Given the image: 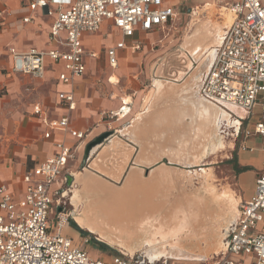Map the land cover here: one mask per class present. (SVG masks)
I'll use <instances>...</instances> for the list:
<instances>
[{
	"label": "rangeland",
	"instance_id": "1",
	"mask_svg": "<svg viewBox=\"0 0 264 264\" xmlns=\"http://www.w3.org/2000/svg\"><path fill=\"white\" fill-rule=\"evenodd\" d=\"M207 2L215 6H205ZM179 5L178 17L150 33L147 47L132 53L135 58L123 66L120 82L108 95L115 91L125 96L132 87H142L147 97L166 82L171 87L160 100L154 98L152 111L143 106L136 109L132 119L115 121L118 132L112 130L113 134L95 145L89 156L85 150L79 153L66 169L62 188L54 197L52 217L56 221L60 212L68 216L67 233L75 232L70 220L87 230L86 235L76 236V241L94 257L127 252L153 260L166 257L156 263L167 259L196 261L202 256L203 261H212L225 249L240 205L255 187L248 177L240 176L236 162H242L247 154H254V165L263 160L264 153L257 148L250 151L243 147L253 138L261 144L260 136L246 137L244 133L259 117L260 106L255 107L257 115L240 126L235 117L238 114L207 103L199 92L212 52L231 22L226 17L229 10L218 0H181ZM202 31L206 36L197 44L200 49L191 47L193 37ZM107 40L110 35L89 39L94 47ZM176 69L183 71L182 80L172 82L170 74ZM106 71L103 63L90 68L85 76L99 89L108 82ZM112 194L136 197L130 200L137 207L134 211L141 216L151 212V220L142 226L111 227L107 221L113 213L108 205ZM200 210L203 217L197 231L193 224L161 223L181 211ZM176 256L191 260L170 258Z\"/></svg>",
	"mask_w": 264,
	"mask_h": 264
},
{
	"label": "built area",
	"instance_id": "2",
	"mask_svg": "<svg viewBox=\"0 0 264 264\" xmlns=\"http://www.w3.org/2000/svg\"><path fill=\"white\" fill-rule=\"evenodd\" d=\"M30 7L43 9L53 18L50 42L64 49L48 50L32 47L26 50L10 48L13 71L44 78L46 58L62 61L64 82H73L87 71L83 36L98 31L105 20L113 21L124 36L131 37L137 29L151 31L164 27L179 15L177 5L165 0H27ZM231 12L232 20L223 31L216 57L202 80L200 93L219 105L233 108L231 113L245 112L248 118L261 111L250 135L260 136L264 150V4L261 0H218ZM1 16V10H0ZM26 22L30 17H25ZM1 28V25H0ZM119 42L107 51L111 66L118 64ZM141 47V41L134 45ZM0 89V93H4ZM61 101L69 110L75 109L73 93L61 92ZM122 105L105 113L103 119H125L133 112V99L122 96ZM44 110L35 108L39 116ZM256 114V115H257ZM243 117V115H242ZM68 116L51 121L53 127L67 128ZM109 124V123H108ZM81 140L89 131L76 133ZM47 132L45 137H50ZM57 152L40 165V178L30 183L23 197L16 199L0 186V264H151L144 258L121 252L94 257L66 231L68 216L63 212L52 217L54 195L77 148L65 141L56 143ZM59 185L56 187L55 185ZM56 187V189H54ZM225 249L212 261H166L154 264H238L241 256L250 257L253 264H264V165L256 180L255 193L244 200L232 226ZM88 241V239H85Z\"/></svg>",
	"mask_w": 264,
	"mask_h": 264
},
{
	"label": "crops",
	"instance_id": "3",
	"mask_svg": "<svg viewBox=\"0 0 264 264\" xmlns=\"http://www.w3.org/2000/svg\"><path fill=\"white\" fill-rule=\"evenodd\" d=\"M180 1L165 0V4L177 2L179 7ZM0 10V89L3 88L5 91L0 93V186H4L16 199H19L24 196L28 185L40 178V165L48 157L56 154L57 142L65 141L69 146L76 147L77 156L86 150L87 144L93 138L95 139L108 130H118L117 126L113 124L120 120L105 121L103 117H105V113L113 112L122 105L121 97L123 95H116L115 91L111 96L108 94H111L113 91L111 89L120 82L123 66H128V62L135 58L132 53L141 50L143 46L147 47V36L158 28L151 31L137 29L133 36L127 37L114 25L113 21L105 20L98 31L86 33L83 36L86 73L73 82L67 83L59 77L65 70L63 62H57L50 58H46L44 78H35L30 74L13 71L10 48L17 50H26L32 47L44 50L64 49L61 44L50 42L49 35L53 18L48 16L43 9L30 7L27 0H0ZM25 17H30L31 20L26 22ZM102 35H110V40L102 41L97 47L92 46L89 39L94 36L102 37ZM122 41L125 42V47L117 50L118 64L113 67L110 64L107 51ZM138 41H141V47L135 48L134 45ZM103 51L104 56H101ZM103 63L108 68L106 71L108 82L106 81V85H100L98 89V85L85 75L88 74L90 68H97ZM116 77L117 80L114 81ZM170 87L171 85L166 82L159 91L157 90L158 92L152 90L147 97L145 95L147 93H144L146 89H142V87H132L129 93L125 92V96L132 97L134 102L133 112L127 118L131 117L132 119L136 116V109L141 110L143 106L148 107L147 112L152 111L154 98L160 100ZM61 92L74 94L75 109L69 110L61 101L59 97ZM139 93H141L140 104L139 107H136L137 94ZM38 106L44 110L41 116L35 113V108ZM240 114L241 116H235L239 120L240 126L244 120H249V122L252 120L246 116L245 112ZM64 116H68L70 119L69 127L52 128L51 121L60 120ZM255 122L256 120L254 124ZM134 125L135 121L132 127ZM254 126L249 123L246 130L253 132ZM79 131H89V135L80 140L76 135ZM47 132L51 133L48 138L45 137ZM251 135L259 137L255 133L250 135L245 133L246 137ZM246 144L243 147H248L250 151L257 148L264 153L262 141L258 145L256 138L247 140ZM253 155L247 154L241 160L242 162L236 163L239 167H247L239 174L241 177H248L249 181L256 186L257 177L263 169L264 157L259 164L254 165ZM75 158L70 161L69 165ZM254 193L255 187L245 195V200L251 199ZM112 195L114 196V194ZM1 213L3 210L0 208ZM72 229L75 232L69 231L70 236L75 239L76 236H81L78 230L73 227ZM94 253L98 254L96 251ZM238 264L253 263L250 257L241 256Z\"/></svg>",
	"mask_w": 264,
	"mask_h": 264
},
{
	"label": "bare ground",
	"instance_id": "4",
	"mask_svg": "<svg viewBox=\"0 0 264 264\" xmlns=\"http://www.w3.org/2000/svg\"><path fill=\"white\" fill-rule=\"evenodd\" d=\"M205 6H215L213 5L212 3H209L207 2ZM226 17L228 19V22H230L232 20V17H231V12L229 13H226ZM227 22V23H228ZM202 23V22H201ZM209 26V25H208ZM204 29V28H203ZM218 30V29H217ZM210 33V32H209ZM205 33L202 31L201 33L199 34H196L193 38H194V41L191 43V47L195 46L197 49H200V44H198V42H200L201 40H204L206 34L204 35ZM218 35V34H217ZM192 39V38H191ZM190 39V40H191ZM217 39V38H216ZM221 40V39H220ZM192 41V40H191ZM187 42V41H186ZM189 43H186V45H188ZM187 51V50H186ZM191 51V50H190ZM199 51V50H198ZM202 51V50H201ZM205 51V50H204ZM184 52V51H183ZM199 53V52H197ZM194 54V53H193ZM214 54H215V49L213 50L212 52V58L210 60V63L212 62L213 58H214ZM197 56V54H195ZM183 56V55H182ZM178 58V57H176ZM184 59V57H181ZM181 63H186V60H182ZM209 63V65H210ZM208 65V67H209ZM209 68H207L208 70ZM206 70V71H207ZM182 72L183 71H178L177 69L174 70V72L170 75H172V82H177L179 80H182ZM181 74V75H180ZM169 80V79H168ZM201 95V94H200ZM201 97L203 98V100H205L207 103H212L213 105L215 106H219L217 105L216 103L206 99L205 97H203L201 95ZM136 197H130L128 198L127 196H124L123 198H117V196H112V199H110L108 201V205H111V207H109V209L111 210V217L110 219H108V224L111 226V227H115V224L118 225V224H121V225H126L128 227H131V226H142L144 225L145 223H147L149 221V219L152 217V213L151 212H147L145 213V215L141 216L139 215L138 212H135L134 210L137 209L136 206H133V204L131 203L130 200L134 199ZM192 201V200H190ZM188 203V202H187ZM192 203V202H191ZM190 203V204H191ZM192 206V205H191ZM199 206V205H198ZM197 206V207H198ZM194 210V209H193ZM239 212V210H238ZM202 217H203V210H200L199 212L197 211H191L189 213H184L183 211L175 214L172 218H167L165 219L163 222H161L162 224H164L166 226V224H173V225H179L180 226H185L187 224H193L192 226L194 227V229L197 231V229H199V226H200V219L202 220ZM151 220V219H150ZM112 222V223H111ZM162 258H166V257H158L156 258L155 260H161ZM170 258H175V259H182V260H191V259H186V258H183V257H179V256H176V257H170ZM205 257L202 256V257H199V258H196L195 260H204Z\"/></svg>",
	"mask_w": 264,
	"mask_h": 264
},
{
	"label": "water",
	"instance_id": "5",
	"mask_svg": "<svg viewBox=\"0 0 264 264\" xmlns=\"http://www.w3.org/2000/svg\"><path fill=\"white\" fill-rule=\"evenodd\" d=\"M208 71V70H207ZM203 80V79H202ZM202 80L200 81V84H199V92H200V87H201V84H202ZM201 94V93H200ZM211 101V100H210ZM213 102V101H212ZM215 103V102H214ZM217 104V103H216ZM217 105H219V104H217ZM219 106H221V107H223V108H225V109H227V110H229L230 111V109H233V108H229V107H225V106H222V105H219ZM113 132L114 131H112V130H109V131H106V132H104V133H102L101 135H99L98 137H96L94 140H92V141H90L88 144H87V146H86V150H85V155H86V157L87 156H89V154H90V152H91V150H92V148L95 146V145H97V144H99V143H102L107 137H109L111 134H113ZM71 178V177H70ZM80 226V225H79ZM81 227V226H80ZM82 228V227H81ZM129 254V253H128ZM139 258H144L145 260L147 259V262H149V263H151V264H154V263H156L157 262V260H153V259H151L150 257H148V256H146L145 255V257H142V256H139ZM166 261H168V259L167 260H165L164 262H166ZM196 261H203V260H196Z\"/></svg>",
	"mask_w": 264,
	"mask_h": 264
},
{
	"label": "trees",
	"instance_id": "6",
	"mask_svg": "<svg viewBox=\"0 0 264 264\" xmlns=\"http://www.w3.org/2000/svg\"><path fill=\"white\" fill-rule=\"evenodd\" d=\"M236 168H237V172L240 173L241 171L243 170H246L247 167H239L237 164H236ZM70 224L72 227H74L76 230H78L81 235H86L88 232L87 230L81 228L77 222H75L74 220H70Z\"/></svg>",
	"mask_w": 264,
	"mask_h": 264
},
{
	"label": "flooded vegetation",
	"instance_id": "7",
	"mask_svg": "<svg viewBox=\"0 0 264 264\" xmlns=\"http://www.w3.org/2000/svg\"><path fill=\"white\" fill-rule=\"evenodd\" d=\"M217 46H218V44L215 46V54H214V58H213V60H212V62L210 63V65H209L208 68H210V66L212 65V63H213V61H214V59H215V57H216V54H217ZM208 70H209V69H208ZM207 72H208V71L205 72V74H204V76H203V79H204V77L206 76V73H207ZM61 188H62V184H61L60 187L57 189L55 195L58 193V191H59ZM55 195H54V197H55ZM237 216H238V215H237ZM235 222H236V221H235ZM78 225H79V224H78ZM233 225H234V224H233ZM233 225H232V226H233ZM232 229H233V227L231 228L229 235L231 234Z\"/></svg>",
	"mask_w": 264,
	"mask_h": 264
}]
</instances>
